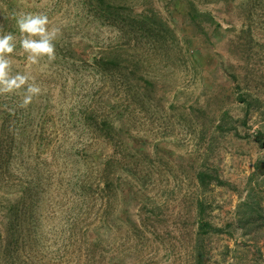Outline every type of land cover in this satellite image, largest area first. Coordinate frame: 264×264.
<instances>
[{"label":"rangeland","instance_id":"374dc122","mask_svg":"<svg viewBox=\"0 0 264 264\" xmlns=\"http://www.w3.org/2000/svg\"><path fill=\"white\" fill-rule=\"evenodd\" d=\"M69 1L0 0V35L16 37L12 74L41 88L27 106L25 89L0 94V264L89 261L65 237L74 207L89 212L77 184L99 156L117 160L123 185L101 229L104 264H264V216L239 220L254 193L264 212V8L198 2L215 20L195 21L180 0H149L98 18ZM28 13L60 30L54 61H28L16 24ZM114 48L120 65H98ZM92 103L114 108L116 137L90 124ZM29 162L39 164V201L30 213L20 203L31 220L13 235ZM200 171L215 178L204 185Z\"/></svg>","mask_w":264,"mask_h":264},{"label":"trees","instance_id":"16d2710c","mask_svg":"<svg viewBox=\"0 0 264 264\" xmlns=\"http://www.w3.org/2000/svg\"><path fill=\"white\" fill-rule=\"evenodd\" d=\"M62 1V0H60ZM80 2L83 7L94 12V16L104 18L105 16L110 15V17H119L120 12H130L133 11L135 5L148 3L149 0H77ZM181 3H184L188 6L189 14L192 19L195 21L199 18L203 19L202 16L208 17L211 21H214L215 18L208 12H203L199 10L198 2L207 4L216 2L219 0H180ZM253 1V8L263 9L264 8V0H251ZM67 5L69 4V0H63ZM145 4V5H146ZM94 9V10H93ZM148 9H145V11ZM66 49V48H63ZM62 49V50H63ZM102 49V48H101ZM74 50V48H72ZM104 53L105 51H100V53ZM108 52V51H107ZM107 52H105L107 54ZM111 52V51H110ZM101 53V54H102ZM109 53V52H108ZM123 52L118 48H114L109 56H105L104 54L100 55V57H96L97 64L107 65L109 61L113 63L114 66L120 65L123 61ZM79 56H83L79 54ZM82 60V59H81ZM134 73V72H133ZM142 79L144 76L139 75ZM138 78V77H137ZM147 82L153 85V82L147 80ZM240 96L244 101L248 102V93L244 91V88L241 87ZM110 98L105 102H110ZM249 103V102H248ZM108 104V103H107ZM111 109V110H110ZM114 109V108H113ZM112 107L108 108V105L96 104L92 103L89 110L85 108L87 111V117L89 119L90 124L93 128L101 131V138L108 139L109 137H116L118 134V129L114 125V115ZM225 114V112H224ZM227 114V112H226ZM31 161L30 157L27 161ZM39 164L33 165V163L29 162L27 165V170L25 173V178L21 183L23 188L21 189V199L17 200L16 203L12 205L13 217H12V234L17 235L20 230V227L27 222H30V218H21L20 216V203L23 202L25 207H27V211L30 213L33 208H35V203L39 201L40 196V176H39ZM117 168V160L114 158L112 162L103 160L102 156H99L94 159V166L92 171L87 178H79L78 188L81 192H85V195L88 199L87 210L89 212L82 213L83 207L79 206L74 207V212L71 216H69V228L66 232V243L65 248L67 249V244L71 246L72 251L78 257V260L83 259L84 256L89 259L85 264H104V239L101 234V229L103 228L106 220V212L108 208H116L117 198H118V189L122 188V183L118 181L119 177L116 174ZM199 178L201 182L205 185L208 184L210 180H213L211 174L206 171L199 172ZM210 178V179H209ZM19 191H17L18 193ZM20 194V193H18ZM256 196V193L254 195ZM252 196L245 200L244 208L241 210L240 215V223L242 226L248 227L252 223L257 222L260 219V216H264L263 203L256 198H252ZM110 199V200H109ZM109 200V201H108ZM87 201H83L85 204ZM200 212H204L205 210V202H199ZM257 212L259 213L258 215ZM260 215V216H259ZM31 216V215H30ZM27 220V222H26ZM31 223H28V226ZM210 223L203 222L201 224L200 230L208 232L206 227H209ZM31 230V229H30ZM31 234V232H30ZM68 247V248H71ZM81 263V262H80Z\"/></svg>","mask_w":264,"mask_h":264},{"label":"clouds","instance_id":"9594fccd","mask_svg":"<svg viewBox=\"0 0 264 264\" xmlns=\"http://www.w3.org/2000/svg\"><path fill=\"white\" fill-rule=\"evenodd\" d=\"M16 24L21 34L20 46L31 64H37L40 59L47 58L54 61L56 49L54 41L60 30L49 28V19L42 13H28L20 15ZM16 37L12 33L0 35V94H11L25 89L23 105H29L33 97H38L41 88L34 82L29 83L27 74H12L11 54L14 53Z\"/></svg>","mask_w":264,"mask_h":264}]
</instances>
